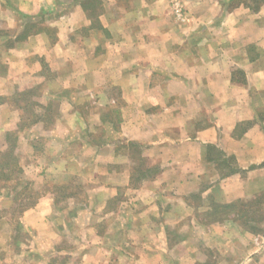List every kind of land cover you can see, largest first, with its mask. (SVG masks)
Listing matches in <instances>:
<instances>
[{"label": "crops", "instance_id": "obj_1", "mask_svg": "<svg viewBox=\"0 0 264 264\" xmlns=\"http://www.w3.org/2000/svg\"><path fill=\"white\" fill-rule=\"evenodd\" d=\"M173 1L0 0V149L41 179L0 264H264V232L204 216L264 195V0Z\"/></svg>", "mask_w": 264, "mask_h": 264}, {"label": "trees", "instance_id": "obj_2", "mask_svg": "<svg viewBox=\"0 0 264 264\" xmlns=\"http://www.w3.org/2000/svg\"><path fill=\"white\" fill-rule=\"evenodd\" d=\"M252 1L255 8H258L262 3V0ZM11 99L15 106L22 109L24 112L28 111V114L26 115L27 123L25 126H30L39 121L38 116L33 113V109L31 108L38 106V104L32 101V96L29 92L18 94ZM20 127L24 128V126ZM17 140V133L10 132L8 134V147L6 149H0V187L4 189H8L12 182H15L16 185L21 182L22 167L16 156ZM131 147H133L136 152L140 150L135 143L131 144ZM230 170L233 171L232 168H230ZM9 191L10 189H8V193ZM32 191L33 189H30L29 193L19 191L14 196L15 199L13 206L9 210H0V219L4 212H7V216L11 218L19 214L18 217L20 218V215L25 208L30 206V204L33 205L36 199L40 196L39 192L34 191L32 193ZM28 197L32 198V202L25 205L24 202ZM196 197L198 199L200 198L199 196ZM211 206V209L204 213V216L208 221H223L231 217L250 232L258 233L263 230V227L259 224L260 222H264V195H258L249 201L237 200L230 203H215V201H212Z\"/></svg>", "mask_w": 264, "mask_h": 264}, {"label": "rangeland", "instance_id": "obj_3", "mask_svg": "<svg viewBox=\"0 0 264 264\" xmlns=\"http://www.w3.org/2000/svg\"><path fill=\"white\" fill-rule=\"evenodd\" d=\"M32 109H33V107H31ZM35 109H38V108H35ZM40 146H43L44 147V143L42 142V141H36ZM135 152V154L137 155V153H136V151H134ZM136 157H138V155L136 156ZM136 159V161H138V158H135ZM22 162V161H21ZM147 166V165H146ZM23 180L20 182V183H23V185L24 184H28V183H30L31 182V185L33 186V189L37 192L40 188H41V179L39 180H35V182L33 183V180H31V179H28V177H26V175L24 174L23 175V178H22ZM77 182H79V181H77ZM77 182H76V184H77ZM78 185V184H77ZM15 189V188H20V184H18V185H16L15 184V182H12V183H10V187H8V189ZM0 192L2 191L3 193L2 194H4L5 192H6V189H4V188H1L0 187ZM33 190V191H34ZM40 193V192H39ZM1 194V193H0ZM263 195V194H262ZM32 202V198H30V197H28L26 200H25V205L26 204H29V203H31ZM24 207V206H23ZM264 208V207H263ZM7 212H4L3 213V218L4 219H6L5 221H3V222H7L8 224H7V226H5L4 225V228L5 227H8L11 231H13V233L16 235V237H17V239H12V247H11V249L10 250H13V251H17V249L18 248H22L23 246H25V245H29L33 240H32V238H30V236L27 234V233H25V232H22L21 231V229H20V223H21V216H20V218L18 217L19 216V214H17L16 216H14V217H7ZM5 224V223H4ZM17 224H18V226H17ZM259 225H261L262 227H263V230L261 231V232H259V233H262V232H264V222H260V224ZM2 227V225H0V230L2 229L1 228ZM243 228V230H246L244 227H242ZM234 231V230H233ZM31 241V242H28V241ZM13 241H15L14 243H13ZM231 245H234V244H231ZM64 246L66 247L67 246V244H64ZM26 247V246H25ZM198 247V246H197ZM229 248V247H228ZM204 249V251L207 253L208 252V254H209V249L207 250V249H205V248H203ZM220 249V247L219 248H215V249H210L212 252L213 251H216V252H213V253H217L218 252V250ZM5 251H7V248H6V250ZM212 253V254H213ZM3 254H5V252L3 253ZM66 260H67V258H62V259H57L56 261H55V264L57 263V264H66ZM209 264H214L213 263V256H210V263Z\"/></svg>", "mask_w": 264, "mask_h": 264}, {"label": "built area", "instance_id": "obj_4", "mask_svg": "<svg viewBox=\"0 0 264 264\" xmlns=\"http://www.w3.org/2000/svg\"><path fill=\"white\" fill-rule=\"evenodd\" d=\"M172 12L179 20H184L186 17L182 3L179 0L173 1Z\"/></svg>", "mask_w": 264, "mask_h": 264}]
</instances>
